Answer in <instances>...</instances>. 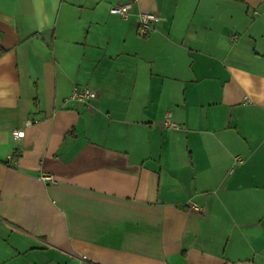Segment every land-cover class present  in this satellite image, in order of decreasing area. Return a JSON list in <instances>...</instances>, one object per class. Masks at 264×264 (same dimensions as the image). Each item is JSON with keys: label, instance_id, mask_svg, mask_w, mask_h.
<instances>
[{"label": "crops", "instance_id": "1", "mask_svg": "<svg viewBox=\"0 0 264 264\" xmlns=\"http://www.w3.org/2000/svg\"><path fill=\"white\" fill-rule=\"evenodd\" d=\"M0 264H264V0H0Z\"/></svg>", "mask_w": 264, "mask_h": 264}, {"label": "built area", "instance_id": "2", "mask_svg": "<svg viewBox=\"0 0 264 264\" xmlns=\"http://www.w3.org/2000/svg\"><path fill=\"white\" fill-rule=\"evenodd\" d=\"M133 7V2L132 1H127L121 4H116L110 8V12L115 15H119L123 18H125L129 13L130 10ZM255 13H257L255 11ZM160 20V16L155 13V12H145V11H140L137 14V23H136V32L139 36H146L148 35L153 29H154V24ZM96 97V91L89 86H80V87H74L69 98L79 101V102H90L92 99ZM165 125L171 128H178V126L169 121V116L166 117L165 120ZM13 134L18 137L23 134L22 131L16 130L13 132ZM235 163H239L240 160L238 157L234 159ZM45 180H48L50 182L54 181V178L50 174L43 175L42 177ZM190 208L194 210H200L198 206L195 204H190Z\"/></svg>", "mask_w": 264, "mask_h": 264}, {"label": "trees", "instance_id": "3", "mask_svg": "<svg viewBox=\"0 0 264 264\" xmlns=\"http://www.w3.org/2000/svg\"><path fill=\"white\" fill-rule=\"evenodd\" d=\"M234 1H239V2H243L244 0H234Z\"/></svg>", "mask_w": 264, "mask_h": 264}]
</instances>
